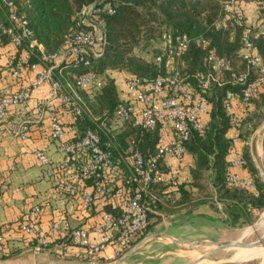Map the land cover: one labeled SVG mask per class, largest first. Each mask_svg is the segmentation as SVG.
<instances>
[{
    "label": "built area",
    "instance_id": "1",
    "mask_svg": "<svg viewBox=\"0 0 264 264\" xmlns=\"http://www.w3.org/2000/svg\"><path fill=\"white\" fill-rule=\"evenodd\" d=\"M0 8L3 10L0 48L8 40L22 51L19 57H10L4 64V70L18 89L0 97V127L10 137L24 142L32 125H46L48 139L62 156L54 164L41 150L24 152L40 166L54 169L51 188L48 197L33 205L16 225L0 227V246L8 243L16 232L34 252L66 258L79 250L89 264H110L128 252L141 236L147 235L150 217L158 208L172 206L178 200L177 184L172 178L185 166L184 143L190 133L201 130L200 119L206 113L210 92L225 89V102L237 103L246 111L253 109L252 103L264 87V55L257 53L251 37L255 27L260 25L264 30V0L222 2L223 17L214 23L216 30L229 31L230 42L234 30L242 29L238 53L244 63L242 70L208 51L202 62L203 70L187 74L183 71V58L189 45L194 43L205 50L208 42L202 38L190 40L185 34L163 33L152 62L155 73L128 78L124 84V101L116 105L112 114L104 112L99 116L90 112L81 96L91 98L103 86L101 77L92 71L94 62L102 57L104 46V42L97 41L98 28L102 25L99 8L92 5L82 9L74 27L52 54H46L33 39L25 14L10 0H0ZM107 13L113 11L109 9ZM31 102L34 104L31 117L18 124L8 121L10 109L24 108ZM54 106L60 109L55 110ZM62 112L69 118H88L106 139L88 129L72 141L59 117ZM110 122L119 125V132L112 131ZM165 124L169 126V136L165 139L160 133L158 147L153 150L145 147L141 151L138 145L145 135L159 127L161 130ZM126 129L130 135L124 137ZM229 139L234 146L239 145L236 138ZM116 159L122 168L128 169V176L122 179L129 185V192L120 205L111 208L107 179L115 169ZM242 166L244 161L239 154L231 161L233 172L228 183L255 193L250 178L234 173ZM76 170L81 180L90 181V192L73 183ZM168 184L169 188H165ZM61 196L78 199L85 214L93 211L95 202L101 211L96 231L91 227L74 228L65 219L50 220L42 227V218L54 199Z\"/></svg>",
    "mask_w": 264,
    "mask_h": 264
},
{
    "label": "trees",
    "instance_id": "2",
    "mask_svg": "<svg viewBox=\"0 0 264 264\" xmlns=\"http://www.w3.org/2000/svg\"><path fill=\"white\" fill-rule=\"evenodd\" d=\"M10 1L25 14L33 39L44 48L46 54H52L60 48L63 37L74 27L76 16L82 9L92 5L99 8L98 17L102 25L98 28L97 41L104 42V46L102 57L94 62L92 71L101 77L103 86L90 99L83 94V100L87 102L94 116L104 112L112 114L116 105L124 101V84L128 78L155 73V66L144 62L135 56L134 52L142 51L151 42L160 40L163 33L185 34L190 40L202 38L208 42L205 50L194 43L189 45L188 52L183 58V71L187 74L203 70L202 62L208 51H213L218 57L226 59L238 71L244 68V63L238 58L242 29L234 30V38L230 42L229 31L216 30L214 27V23L223 17L221 3L230 0ZM109 9L113 11L112 14L107 13ZM0 22L3 23L1 8ZM263 35L262 28L258 31L253 30L251 37L254 48L262 57ZM5 47H10L7 59L21 55L22 51L15 49L8 40L4 42L3 48ZM156 54L158 51L154 57ZM24 79L27 82L29 78L27 76ZM224 90L215 89L210 92L206 113L200 119L201 130L191 132L184 143L186 157H190L193 164L189 168V179L182 180L180 174L173 175L172 181L177 184L178 200L169 207L188 204L191 201V190H202L201 183L207 178L212 192L210 199L229 205L230 209L227 208L229 211L232 209L233 211L235 209V213L244 211L246 217L242 225L249 226L264 211V184L249 156L247 145L255 127L264 119V87L253 101L251 111L244 110L237 103L225 102ZM54 109L60 108L54 106ZM64 128L72 141L88 129L98 132L102 140L106 139L100 133V128L86 117H72L68 123H64ZM168 130L169 126L165 124L161 130L159 127L155 132L146 134L138 148L141 151L145 147L155 149L161 144L160 133L166 139L169 136ZM230 137L236 138L239 145L234 146ZM239 154L243 157L244 166L234 173L238 175V171H243L249 174L248 178L253 182L255 193L236 189L228 183V177L233 172L231 161ZM114 166L117 171L122 168L117 159ZM72 181L80 189L90 185L89 180L80 179L77 170L73 172ZM112 182L107 179L108 184ZM169 186L170 184L165 188ZM107 187L109 189V185ZM92 205L93 211L86 214L87 219L98 217L101 213L95 202ZM252 213L254 214L250 216ZM6 244L0 246L3 253H6L4 249Z\"/></svg>",
    "mask_w": 264,
    "mask_h": 264
},
{
    "label": "crops",
    "instance_id": "3",
    "mask_svg": "<svg viewBox=\"0 0 264 264\" xmlns=\"http://www.w3.org/2000/svg\"><path fill=\"white\" fill-rule=\"evenodd\" d=\"M9 50L10 47L0 48V97L18 89L16 82L11 81L4 70V63L9 55ZM44 90L46 91L47 88L45 87ZM33 105V102H31L27 107L10 109L8 121L18 124L22 120L31 117L33 115ZM59 117L63 123L70 121L67 114L63 113L62 115L61 113ZM46 133V125H32L27 140L21 142L10 137L0 127V227L6 224L16 225L33 205L42 202L49 195L54 169L40 166L32 156L24 153L26 150L37 149L42 150L54 164L61 160L62 156L57 151L55 143L47 138ZM255 136L257 135L249 139L247 145L249 156L260 176L261 173L256 166V162H259V159L262 158V147L257 144ZM192 164V159L186 157L185 166L179 169L178 172L182 180L189 179L188 172ZM128 174L126 168H121L119 171L114 169L111 172L109 179L113 182L109 185L110 196L108 200L111 208L120 205L128 195L129 185L122 179ZM238 175L242 178L250 177L249 174L243 171H238ZM84 189L86 192L91 191L90 185ZM168 208L170 209V207ZM227 208H229V205L225 203L223 205V203L212 199L204 201V198L194 199L188 204L171 207L172 212L167 216V221L163 222L167 230L161 233L154 232L151 228L157 217L162 218L157 209L155 214L150 217L147 235L135 243L129 250L130 252L124 254L127 256L124 264H156L160 258L154 256L157 258L151 260L148 255L153 253L160 255L161 249L167 245L175 247L177 244L191 246V244L197 243L232 241L229 237H231L232 232H236L244 226L242 223L246 214L244 211L235 213V209L229 211ZM87 216L78 199L61 196L54 199L51 209L42 218L41 225L46 227L50 220L65 219L74 228L91 227L96 231L99 218L94 216L87 219ZM186 229L197 232V235L192 237L187 233L183 234V230ZM94 233L93 235L96 236L97 233ZM143 240L145 242L132 252L131 250ZM6 245L4 247L6 253H3V251L0 253V264H89L79 250H74L66 258H59L46 252H34L28 246L27 241L16 232Z\"/></svg>",
    "mask_w": 264,
    "mask_h": 264
},
{
    "label": "rangeland",
    "instance_id": "4",
    "mask_svg": "<svg viewBox=\"0 0 264 264\" xmlns=\"http://www.w3.org/2000/svg\"><path fill=\"white\" fill-rule=\"evenodd\" d=\"M242 1L247 2L248 0L247 1L242 0ZM252 15L254 17V13H252ZM260 29H262V28L259 25L258 27H255L254 31H258ZM159 45H160V42H159V39H157V40L151 42L150 45L146 49H143L142 51H139V52L135 51L134 55L137 56L138 58H141L144 62H146L148 64L149 63L152 64L153 59H154V55L158 51ZM81 95L83 98V94H81ZM86 104H87V102H86ZM254 123H255V121H254ZM109 126L112 127L113 132H119V129H120L119 125H115V124H112L110 122ZM113 127L116 129H113ZM255 133H257V136H255V139L258 142L257 144H259V147H262V158L259 159V162L258 161L256 162L257 163L256 166H257L258 170L260 171V173L264 176V119L257 124V126L255 127V129L253 131L252 136H254ZM126 135H130L128 129L125 130L124 137H126ZM251 137H250V139H251ZM201 187H202V190H200V191L196 190V189L191 190V192H190L191 193V197H190L191 200H194V199L197 200V199H203L204 198V201H205V200L210 199L211 190L209 188V182H208L207 178H205L203 180V182L201 183ZM158 210H159L162 218L157 217L156 223L153 224L151 226V228H152V231L161 233L164 230H167L165 228V224H163V222L167 221L166 218L169 215V213L172 212V210H171V208L167 209V207H160V209L158 208ZM261 214L258 216V218H256V220L251 225L244 226V227L240 228L239 230H237L236 232H232L231 237H229L232 239V241H226V242H240L242 244H252V243H255V242L259 241L260 239L264 238L263 229H261L260 227H257V225L262 222V221L261 222L259 221ZM155 225L157 226L156 228H155ZM247 229L250 230V234L248 236L242 237L243 232ZM171 231H173V230H171ZM171 233H173V232H171ZM182 233L183 234L187 233V235H190L192 237L197 235V232L196 233L192 232L191 229L183 230ZM190 247H191V249H190ZM195 247H197V248H195ZM262 248H264V247H262ZM211 250H212L211 246H203V245L194 246V244H191V246H189V245L177 244L175 247L171 246V245H167V246L163 247L160 251V255L153 253L152 255H148V256L151 257L150 258L151 260H155L157 257H158V259L160 258L156 264H189L190 262L197 260L198 258L202 257L205 253H207ZM236 253H237L236 249L221 250V251L215 252L214 254L209 256L208 258L201 260L197 264H262L263 263V257L259 258L257 260L233 262V260H234L233 258H234ZM154 256H157V257H154Z\"/></svg>",
    "mask_w": 264,
    "mask_h": 264
},
{
    "label": "water",
    "instance_id": "5",
    "mask_svg": "<svg viewBox=\"0 0 264 264\" xmlns=\"http://www.w3.org/2000/svg\"><path fill=\"white\" fill-rule=\"evenodd\" d=\"M261 180L263 181L264 184V176L261 174ZM145 242V240H143L140 244H138L136 247H134L131 251L134 252L137 248H139L143 243ZM199 245H203V246H211L212 250L205 253L202 257L198 258L197 260L190 262L189 264H197L198 262H200L201 260L208 258L209 256H211L212 254H214L215 252L221 251V250H225V249H249V248H253V247H264V238L260 239L259 241L252 243V244H242L240 242H221V243H197L194 244V246H199ZM130 252V251H129ZM127 256L124 255L121 258H119L118 260L110 263V264H124V262L126 261Z\"/></svg>",
    "mask_w": 264,
    "mask_h": 264
},
{
    "label": "bare ground",
    "instance_id": "6",
    "mask_svg": "<svg viewBox=\"0 0 264 264\" xmlns=\"http://www.w3.org/2000/svg\"><path fill=\"white\" fill-rule=\"evenodd\" d=\"M259 221L260 224L257 225V227H260L263 229L264 232V212L261 214ZM259 223V222H258ZM252 229V228H251ZM250 234V230L247 229L243 232V236H248ZM263 257V263L264 264V248L262 247H253L249 249H239L237 250V253L234 256L233 262H243V261H249V260H257L259 258Z\"/></svg>",
    "mask_w": 264,
    "mask_h": 264
}]
</instances>
